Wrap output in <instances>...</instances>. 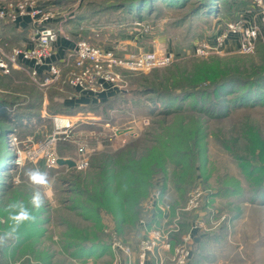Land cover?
I'll list each match as a JSON object with an SVG mask.
<instances>
[{
  "label": "rangeland",
  "instance_id": "1",
  "mask_svg": "<svg viewBox=\"0 0 264 264\" xmlns=\"http://www.w3.org/2000/svg\"><path fill=\"white\" fill-rule=\"evenodd\" d=\"M9 1L21 0H0V4ZM40 3L57 13L53 26L61 36L112 49L122 58L155 51L172 53L175 60L148 72L122 71L123 88L115 90L123 94L109 112L69 109L66 99L71 89L65 83V93L48 92L23 71L15 70L17 75L0 83V233L9 228L6 209L12 202L22 201L35 217L21 224L1 251H12L18 264L28 259L34 263L33 258L40 264H87L103 256L102 263L110 264L115 261L108 256L111 232L118 230L136 250L143 205L157 188L172 206L184 205L196 186L221 197L223 184L236 192L264 191V29L248 55L234 45L228 46L227 54L210 59L193 52L198 42L210 41L230 22L258 20L255 0ZM60 117L67 119L62 130L57 128ZM145 119L148 125L142 123ZM130 128L131 132L119 135ZM82 141L89 146L88 168L51 166L56 158L79 162ZM97 142L103 144L100 150ZM157 160L164 164L150 177L143 197L139 171ZM132 165L135 170H130ZM30 169L47 173L48 186L32 184L26 175ZM104 178L112 181L108 189L114 203L109 206L99 196ZM37 191L43 198L39 210L30 203ZM124 199L130 204L119 215ZM214 207L231 220L237 210L235 203L223 200ZM229 210L234 211L229 214ZM231 220L225 221L228 235H222L225 226L197 231L190 264H215L219 258H225L224 264L245 262V250L237 240L242 228ZM208 233L213 235L204 237Z\"/></svg>",
  "mask_w": 264,
  "mask_h": 264
},
{
  "label": "built area",
  "instance_id": "2",
  "mask_svg": "<svg viewBox=\"0 0 264 264\" xmlns=\"http://www.w3.org/2000/svg\"><path fill=\"white\" fill-rule=\"evenodd\" d=\"M255 4L258 20L240 19L228 23L210 41L198 42L193 49L194 55L206 59L223 56L231 45L241 54L253 53L264 29V2L255 0ZM56 20L57 13L41 4L40 0L9 1L0 4V41L4 22H10L17 27L28 26L32 30L30 48L14 46L7 50L0 46V78L20 69L27 73L41 90H48L64 79L71 88L84 96L96 100L99 98L101 101L100 96L109 89L123 88L122 71L148 72L168 67L175 60L172 53L161 55L155 51H141L122 58L112 49L99 48L80 40L66 57L55 62V47L61 37V31L53 26ZM149 122V119L142 120L144 125ZM78 151L83 158L76 162L74 169L88 168L89 146L85 141L79 144ZM57 160L58 158L53 159L51 166H55ZM209 203L210 192L207 193L202 186L194 187L186 203L177 208H173L167 201L161 189H155L143 205L136 250L122 240L118 230L111 232L110 249L114 254L115 264H121L124 259L126 264H134V258L138 264H190L197 231L207 230L203 209ZM189 213H195L197 219L193 220L187 232H183L184 215ZM2 259L3 253L0 250V261Z\"/></svg>",
  "mask_w": 264,
  "mask_h": 264
},
{
  "label": "crops",
  "instance_id": "3",
  "mask_svg": "<svg viewBox=\"0 0 264 264\" xmlns=\"http://www.w3.org/2000/svg\"><path fill=\"white\" fill-rule=\"evenodd\" d=\"M3 37L4 39L8 40L15 46H19L23 48H30L32 30L30 28L28 29V27L26 28L15 27L13 29L12 27L6 26L3 32ZM76 42L77 41L71 40L66 35L61 36L55 47L56 52H55L53 61L59 62L64 57H66L68 52L72 50ZM2 47H5V46H2ZM15 70H18L19 73L21 71L20 69H15ZM15 73H17V71H15ZM4 79H6V77L1 78V83L4 81ZM58 85L56 84L54 86L49 87L48 92H50L54 88L63 89L62 86L58 87ZM70 89H71L70 95L66 99L67 102L71 106L73 105L74 107H77V109L81 108L83 110H89L91 106H100L98 103H101V101H104V99L110 96H114L117 92L115 89L111 88L109 89L107 93L100 96L101 101H99V98H97V100L92 99L90 97L84 96L79 91L71 87ZM47 97L48 96L46 95L45 100L47 99ZM83 114L86 115L87 113H83ZM94 118L97 119V117L95 116ZM97 145H98L97 146L98 150H100L103 147V144L101 142L99 143L97 142ZM223 185L224 187L221 185V191L219 192V193H222V197L220 196L221 194L217 195L218 194L217 192H214V193L211 192L210 193V203L206 205L205 208L203 209L204 214H206L204 217V220L206 221L208 225L206 232H209V231L212 232L213 230H216V229H219L225 226L224 230H221V232L222 231L226 232V233L223 232L224 234L222 235H225V234L228 235L229 231L226 230L227 228L226 226L228 225V222L225 223V221L227 220L228 217L231 220V216H229L226 212L223 213L222 211L221 212L217 211L214 205L217 200H223L230 205H233L235 203V208H237V210L235 211L229 210V214L233 213L234 211V213L232 214L233 218L231 221L232 223H235L236 221L237 223L241 225V228H242L243 233H240V238L237 239L239 241L240 248L245 250L244 253L242 252V255L245 257L244 258L245 262L242 264H264V194H258L256 192L257 194L256 195V194H252L250 191L249 192L246 191L242 193L234 192V194H232L231 191H229L227 188L228 184H223ZM259 202H261L262 204ZM192 215L190 213L184 215L183 232H187L190 229L191 224L193 222V218H194V215L193 216ZM220 234L221 233H219V235ZM212 235L213 233H208L204 237H208ZM201 239L203 238H200V240ZM224 239L219 238L218 240L222 242V240ZM127 243L130 244L133 248H135L133 241H128ZM2 252H3V259L0 261V264H18L12 257V254H14L12 253V251L4 252L2 250ZM108 253H109L108 256H110L111 258L114 257V254L112 250L110 249V246H109ZM135 257H136V254H135ZM104 258L106 257L103 256L100 259H98L96 263L94 261L92 264H103L102 262H104ZM124 260L121 264H126ZM225 261H226L225 258H221V259L219 258L215 261V264H224ZM33 262L34 263L30 262V260L28 259V261H25V264H40L41 261L40 260L37 261L35 258H33ZM50 262L52 263V261ZM89 263L90 262H87V264ZM110 264H115V261L112 263L110 262ZM134 264H138L136 258H134ZM148 264H152V263H148ZM211 264L213 263L211 262Z\"/></svg>",
  "mask_w": 264,
  "mask_h": 264
},
{
  "label": "trees",
  "instance_id": "4",
  "mask_svg": "<svg viewBox=\"0 0 264 264\" xmlns=\"http://www.w3.org/2000/svg\"><path fill=\"white\" fill-rule=\"evenodd\" d=\"M211 13V12H210ZM6 26H9V27H12L13 29L15 28V27H17V26H15V25H13V24H11L10 22H4L3 23V26H2V35H1V41H0V44H1V46H5L4 48H6L7 50H10L12 47H14L15 45H13L11 42H9L8 40H6V39H4V37H3V32H4V29H5V27ZM28 27V26H27ZM26 28V27H25ZM28 29H29V27H28ZM208 59V58H207ZM210 59V58H209ZM13 73V74H12ZM18 73H15V70H13L12 72H11V74L10 75H7V76H4V77H6V79H11L14 75H17ZM27 74V73H26ZM28 75V74H27ZM2 78V77H1ZM1 78H0V83H1ZM217 80V78L216 79H214V80H212L213 82H215ZM3 83V82H2ZM66 84L65 86H68L69 88H70V85L69 84H67L65 81H64V79L62 80V81H60V83H58V84H60V85H58V87L59 86H62L63 84ZM223 83H221V85H222ZM53 90H58V91H63V89H61V88H54ZM53 90H51L50 92H52ZM64 93H65V91H63ZM120 94H123L122 92H120L119 91V93L118 92H116V94L114 95V96H110V97H108V98H106V99H104V101H101V103H98L100 106H91L90 108L93 110V109H100V108H102V109H104V110H107V112H109L111 109H113V108H115V106L117 105V103H116V101L118 100V99H116V98H118V96L120 95ZM70 95V94H69ZM68 98V97H67ZM67 102V101H66ZM69 109H77V107H74L73 105L71 106L70 104H69ZM81 111L83 110V109H81V108H79ZM173 156V155H172ZM172 156H170V157H172ZM160 162V160H157V161H153V164H151V165H146V166H144V168H143V172H141V171H139V175L143 178V197L146 195V193L148 192V190H149V187H150V177L155 173L154 171H157V170H159L160 171V166L162 165L163 166V164H164V162L163 163H159ZM134 167H133V165H132V169H130V170H135V169H133ZM137 171V170H136ZM138 173V172H137ZM130 181H132V180H130ZM133 182H134V179H133ZM112 184V181H110V179L109 178H104L103 179V184H101L100 186H102V188H101V192H100V194H99V196H100V198L102 199V198H104L105 197V201H106V203H107V205L109 206V205H112L113 203H114V200L110 197V193H109V189H108V187L110 186ZM129 186V185H128ZM227 188H228V190L229 191H232V192H236V191H233V190H236L233 186H231V185H229V186H227ZM260 187H258V189H259ZM258 192V194H264V191L263 192H261L260 190H257ZM241 191H239V192H237V193H240ZM242 193V192H241ZM137 203L138 202H135V203H133L132 205H131V212H133V210L136 208V206H137ZM129 201L127 200V199H124L123 200V203H122V205L121 206H119L118 207V212L120 213H118L119 215H121V214H123L124 212H125V210H126V208H128L129 207ZM178 206H173V208H177ZM130 212V213H131ZM134 217H136V214L134 215ZM122 221H124V222H126L125 220H122ZM108 251H109V247H108ZM104 255V254H103Z\"/></svg>",
  "mask_w": 264,
  "mask_h": 264
},
{
  "label": "clouds",
  "instance_id": "5",
  "mask_svg": "<svg viewBox=\"0 0 264 264\" xmlns=\"http://www.w3.org/2000/svg\"><path fill=\"white\" fill-rule=\"evenodd\" d=\"M30 182L34 185H40L47 187L48 178L47 173L41 172L39 170H28L26 172ZM32 208L39 210L43 204V198L39 191L35 192L30 201ZM6 211L8 212V219L10 225L8 230L0 233V246L7 243L9 240L16 237V233L21 224L29 221H33L35 217L32 211L27 207L22 201L12 202L8 205Z\"/></svg>",
  "mask_w": 264,
  "mask_h": 264
},
{
  "label": "water",
  "instance_id": "6",
  "mask_svg": "<svg viewBox=\"0 0 264 264\" xmlns=\"http://www.w3.org/2000/svg\"><path fill=\"white\" fill-rule=\"evenodd\" d=\"M129 132H131V130H124L121 133H119V135L120 134L129 133ZM57 165L58 166H67L69 168H75L76 165H77V163L73 159H69V158H58Z\"/></svg>",
  "mask_w": 264,
  "mask_h": 264
},
{
  "label": "bare ground",
  "instance_id": "7",
  "mask_svg": "<svg viewBox=\"0 0 264 264\" xmlns=\"http://www.w3.org/2000/svg\"><path fill=\"white\" fill-rule=\"evenodd\" d=\"M55 120H56V119H55ZM57 122H58V124H57L58 127H57V128H58V129H62V128H64L65 124L67 123V120H66V119H63V118L60 117V118L58 119ZM59 134H60V132H58V134L56 133V134L54 135L52 141H54L55 138H56V136L59 135ZM48 146H49V145H48ZM22 161H23V159H22Z\"/></svg>",
  "mask_w": 264,
  "mask_h": 264
}]
</instances>
